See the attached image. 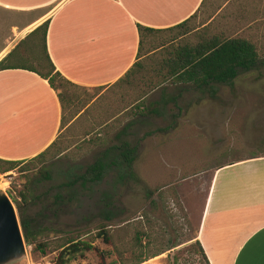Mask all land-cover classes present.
Masks as SVG:
<instances>
[{
	"label": "crops",
	"instance_id": "1",
	"mask_svg": "<svg viewBox=\"0 0 264 264\" xmlns=\"http://www.w3.org/2000/svg\"><path fill=\"white\" fill-rule=\"evenodd\" d=\"M243 3L262 6L264 0H0V65L7 68L0 70V160L26 163L64 131L65 140L82 137L101 148H138L156 132L174 131L181 118L177 101L188 84L168 78L162 87L177 86L178 93L169 102L164 90L157 93L162 87L140 96L151 78L124 76L136 64L148 70L163 60L161 53L187 45V37H199L190 46L201 43L223 7ZM45 22L46 53L55 72L88 99L80 107L69 95L62 105L26 64L7 62ZM213 172L196 233L209 264H264V157Z\"/></svg>",
	"mask_w": 264,
	"mask_h": 264
},
{
	"label": "rangeland",
	"instance_id": "2",
	"mask_svg": "<svg viewBox=\"0 0 264 264\" xmlns=\"http://www.w3.org/2000/svg\"><path fill=\"white\" fill-rule=\"evenodd\" d=\"M203 33L202 39L206 40L214 37L248 40L257 47L263 60L264 5L243 3L223 7L217 20ZM160 39L163 38H156L157 44ZM165 39L168 41L169 37ZM185 41L196 44L199 37H187ZM39 51V45L23 41L7 62L33 65L28 60L30 56L44 61ZM166 54L159 57L166 59ZM142 86L139 93L144 89ZM213 87L215 94L211 95L191 85L184 86L177 101L181 118L174 131L156 132L138 142L133 164L136 180L120 181L118 170L111 168L101 181L82 185L77 178L107 148L77 136L65 140L66 131L58 141L61 151L67 150L61 157L52 158L51 152L38 161L22 163L14 171L0 174V193H5L12 202L19 222L22 218L30 223L34 236L31 244H26V258L14 264H57L58 248L67 241L91 242L100 251L111 254L104 264H121L117 252L124 253L126 262H131L140 255L149 256L164 249L171 242L178 245L175 251L143 264H174V256L175 264H187L190 256L185 249L196 240L213 171L229 162L264 157V64L256 70L241 72L231 85ZM161 90L169 102L178 94L177 86L171 84L157 93ZM63 92L75 99L76 108L88 100L82 91L70 87ZM157 98L154 94L151 100ZM167 107L171 111L173 104ZM145 192L155 193L149 199ZM57 194L59 201H55ZM107 204L113 213L110 221L102 215ZM129 221L130 226L125 227ZM101 227L115 235L114 246L96 237ZM141 232L148 233L151 241L144 239L139 247L135 236ZM192 258L194 263L189 264H202L198 256ZM66 264L101 262L90 251L74 256Z\"/></svg>",
	"mask_w": 264,
	"mask_h": 264
},
{
	"label": "trees",
	"instance_id": "3",
	"mask_svg": "<svg viewBox=\"0 0 264 264\" xmlns=\"http://www.w3.org/2000/svg\"><path fill=\"white\" fill-rule=\"evenodd\" d=\"M183 25H185V23L180 25V27H183ZM47 26L48 22H45L42 26L29 34L24 40H29L30 42L39 45V53L44 58V61L42 60L40 62L37 58L32 56L28 57V60H30L33 65L27 66V69L47 80L50 87L57 92L60 103L64 105L68 99V95L63 92V89L65 90L66 87H73V85L62 78L59 73L55 72V68L46 53L45 35ZM168 55V58L163 59L160 62L151 63L148 71L145 70L141 64L134 65V67L126 73L124 79H129L135 76H148L151 78L149 83L143 84L142 87L144 89L140 92L141 97H145L160 84L164 83L168 78L172 77L182 79L186 84L191 85L201 93L208 92L213 95L215 94L214 85H231L241 72L256 70L259 66L264 64V59L261 60L259 57L257 47L252 42L241 38L221 39L215 37L209 40L203 39L202 42L196 46H190L187 44L179 47V49L174 52L172 51L168 53ZM4 69L7 68H3L0 65V70ZM66 151L67 150L64 152ZM51 152H54L52 153V158L61 157L64 153L61 151L59 142L56 141L44 152L29 161H38ZM137 153V147H130L128 145L118 148H107L99 155L96 161L86 169L85 174L77 178V181H81L82 185L87 182L97 183L101 181L106 171L111 168H116L118 170V179L120 181L125 178L136 180L137 177L133 171V164L136 161ZM22 163L24 162L0 160V174L14 171L16 166ZM145 193L146 197L151 199L155 192ZM60 199V196L57 194L55 196V201H59ZM109 207H111L110 204H107L102 212L106 221H110L113 217L112 210H110ZM126 222L127 221L124 223ZM124 226L129 227L130 221ZM20 227L24 241L28 245L31 244L34 240V236H32L30 232V223L21 218ZM118 229L122 230L123 228ZM96 237L101 239L104 244L114 246L115 235L110 234L107 228L101 227ZM150 237L151 236L145 232L136 234L135 244L142 247L143 240L147 239L149 243L151 241ZM195 239L196 240L188 244L185 249V252L190 256L186 263H194L192 256H198L202 264H209L197 237ZM177 246L178 245L174 243L167 242L164 249L152 252L149 256L140 255L131 262H126L124 253H117L121 264H143L149 259H154L166 252L176 249ZM58 250L60 252L56 258L58 262L57 264H66L68 260L74 256L83 255L90 251H93L99 257L101 264H104L107 257L111 255L107 252L100 251L91 242L85 241H67L60 244ZM173 261L174 264L177 262L176 256L173 257Z\"/></svg>",
	"mask_w": 264,
	"mask_h": 264
},
{
	"label": "water",
	"instance_id": "4",
	"mask_svg": "<svg viewBox=\"0 0 264 264\" xmlns=\"http://www.w3.org/2000/svg\"><path fill=\"white\" fill-rule=\"evenodd\" d=\"M27 246L12 202L5 193H0V264L25 259Z\"/></svg>",
	"mask_w": 264,
	"mask_h": 264
}]
</instances>
